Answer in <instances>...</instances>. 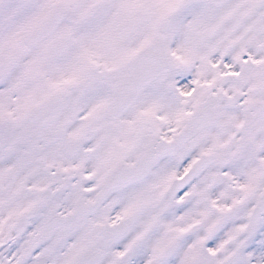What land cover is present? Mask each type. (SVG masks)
<instances>
[{
	"label": "snow or ice",
	"instance_id": "1",
	"mask_svg": "<svg viewBox=\"0 0 264 264\" xmlns=\"http://www.w3.org/2000/svg\"><path fill=\"white\" fill-rule=\"evenodd\" d=\"M0 264H264V0H0Z\"/></svg>",
	"mask_w": 264,
	"mask_h": 264
}]
</instances>
